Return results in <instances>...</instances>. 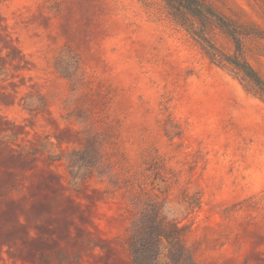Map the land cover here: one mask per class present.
<instances>
[{
    "label": "rangeland",
    "instance_id": "374dc122",
    "mask_svg": "<svg viewBox=\"0 0 264 264\" xmlns=\"http://www.w3.org/2000/svg\"><path fill=\"white\" fill-rule=\"evenodd\" d=\"M224 1L264 31V0ZM134 196L196 261L264 264V91L163 0H0V264H131Z\"/></svg>",
    "mask_w": 264,
    "mask_h": 264
},
{
    "label": "trees",
    "instance_id": "16d2710c",
    "mask_svg": "<svg viewBox=\"0 0 264 264\" xmlns=\"http://www.w3.org/2000/svg\"><path fill=\"white\" fill-rule=\"evenodd\" d=\"M163 1L173 19L201 44L213 63L241 72L264 91V78L250 62L246 47L248 39L264 38L263 29L237 15L224 0ZM224 7H228L231 14ZM217 29L232 41L231 52L223 50L213 40ZM133 203L137 212L127 235L131 264H203L195 260L186 245V226L167 217L162 201L134 196Z\"/></svg>",
    "mask_w": 264,
    "mask_h": 264
}]
</instances>
